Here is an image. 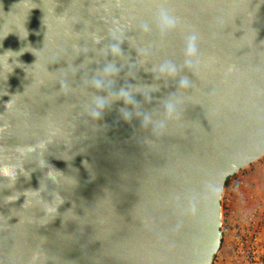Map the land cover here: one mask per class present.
I'll return each mask as SVG.
<instances>
[{"label": "water", "instance_id": "obj_1", "mask_svg": "<svg viewBox=\"0 0 264 264\" xmlns=\"http://www.w3.org/2000/svg\"><path fill=\"white\" fill-rule=\"evenodd\" d=\"M263 157L264 0H0V264H213Z\"/></svg>", "mask_w": 264, "mask_h": 264}, {"label": "rangeland", "instance_id": "obj_2", "mask_svg": "<svg viewBox=\"0 0 264 264\" xmlns=\"http://www.w3.org/2000/svg\"><path fill=\"white\" fill-rule=\"evenodd\" d=\"M261 160L241 170L226 183L222 205H223V238L219 251L213 264H226L231 255V237L233 225L243 218L252 206V196L264 195L263 182L264 172ZM263 253L260 256V264H264V233L262 237Z\"/></svg>", "mask_w": 264, "mask_h": 264}, {"label": "built area", "instance_id": "obj_3", "mask_svg": "<svg viewBox=\"0 0 264 264\" xmlns=\"http://www.w3.org/2000/svg\"><path fill=\"white\" fill-rule=\"evenodd\" d=\"M260 160L264 172V157ZM262 185L264 192V182ZM252 198L251 210L233 225L231 255L226 264H260L263 253L264 195L258 197V194H254Z\"/></svg>", "mask_w": 264, "mask_h": 264}, {"label": "clouds", "instance_id": "obj_4", "mask_svg": "<svg viewBox=\"0 0 264 264\" xmlns=\"http://www.w3.org/2000/svg\"><path fill=\"white\" fill-rule=\"evenodd\" d=\"M258 6V5H257ZM254 14V9L251 11L250 16ZM157 19L162 28H170L174 26L175 21L172 17H170L167 12L163 10V8L159 9L157 12ZM196 36L194 34L189 35L186 40V48L185 54L188 57L196 56V47H195ZM162 70L172 71L170 66H164ZM8 174V169L5 171Z\"/></svg>", "mask_w": 264, "mask_h": 264}, {"label": "trees", "instance_id": "obj_5", "mask_svg": "<svg viewBox=\"0 0 264 264\" xmlns=\"http://www.w3.org/2000/svg\"><path fill=\"white\" fill-rule=\"evenodd\" d=\"M228 181V180H227Z\"/></svg>", "mask_w": 264, "mask_h": 264}]
</instances>
